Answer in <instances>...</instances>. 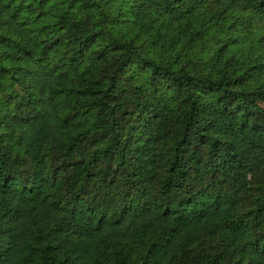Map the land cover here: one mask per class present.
Listing matches in <instances>:
<instances>
[{
  "label": "trees",
  "instance_id": "1",
  "mask_svg": "<svg viewBox=\"0 0 264 264\" xmlns=\"http://www.w3.org/2000/svg\"><path fill=\"white\" fill-rule=\"evenodd\" d=\"M0 264H264V0H0Z\"/></svg>",
  "mask_w": 264,
  "mask_h": 264
}]
</instances>
